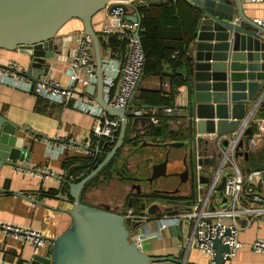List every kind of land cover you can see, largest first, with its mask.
<instances>
[{
  "label": "water",
  "instance_id": "95a60500",
  "mask_svg": "<svg viewBox=\"0 0 264 264\" xmlns=\"http://www.w3.org/2000/svg\"><path fill=\"white\" fill-rule=\"evenodd\" d=\"M109 0H0V49L14 51L31 56L26 75L34 81H40L50 70V61L62 52L58 41L62 27L72 19L82 23L83 32L90 36L95 56L96 83L86 86L85 92L102 107L110 117L120 119L115 130L117 136L114 145L102 162L77 183L68 182L69 196L72 200L71 225L56 238L49 240L45 253L33 251L29 264H154L172 261L189 264L184 258L154 257L143 252L130 240V231L125 217L116 210L83 204L80 201L85 186L96 177L115 158L126 136L129 118L131 133L129 139H136L155 124L153 119L135 116L129 109L138 107L133 104L115 108L108 106L102 96V56L92 19L103 11ZM131 1V0H117ZM159 3L160 1L177 4L184 2L190 7L194 29L191 39L183 47L182 64L179 69L184 83L177 95L183 96L188 113L187 126L181 130L183 140L166 142L167 148L162 161L151 166L150 176L146 178L148 188L143 190L136 185L140 209L153 216L158 212H167L157 204L146 205L145 194L175 195L179 185L188 182V173H195L197 165L202 167V184L208 183V167H214L220 157L215 137L235 130L239 121L252 114L255 108L264 103V26L258 25L244 13L243 0H141ZM118 10L131 22L140 18L130 14V6L115 4L108 8L109 13ZM139 30L136 35L139 37ZM44 47V49H42ZM231 47V49H230ZM231 56L229 78L226 73L227 57ZM246 57L249 64L242 65L236 60ZM245 69L249 71L244 75ZM247 77V80H245ZM229 81V84H228ZM229 87V89H228ZM262 88V90H261ZM258 98L253 100L257 93ZM252 105L248 111L246 106ZM151 109L150 105L141 106ZM160 107H156V111ZM17 126L0 114V172L4 166L13 169H25L29 162L24 140L15 135ZM252 127L245 130L248 139L252 137ZM152 143L143 141L141 148ZM156 146L160 144H155ZM227 145L222 142V149ZM173 149H185L182 160L185 170L181 173L168 172L169 154ZM249 151L243 140L237 146L235 158L244 160V172L251 170ZM135 151L127 153L123 161L133 156ZM125 177L128 171L124 165L118 168ZM134 175V172H131ZM132 175V176H133ZM131 176V175H130ZM162 177H178L177 188L154 189L152 183ZM130 178V177H129ZM135 178V177H134ZM226 175L216 191H221ZM10 180L6 178L0 186V193L20 192L9 189ZM131 200L128 207H131ZM226 199H223V206ZM169 212V211H168ZM215 264H225L222 252L228 251L227 245L215 240Z\"/></svg>",
  "mask_w": 264,
  "mask_h": 264
},
{
  "label": "crops",
  "instance_id": "0c3cea01",
  "mask_svg": "<svg viewBox=\"0 0 264 264\" xmlns=\"http://www.w3.org/2000/svg\"><path fill=\"white\" fill-rule=\"evenodd\" d=\"M142 4H154V12L156 15H160L161 6L158 4H161V1L160 3H151L136 0L134 7L137 8ZM167 5L171 7L173 17H165L161 20L165 38L168 40L172 39L170 42H176L180 36L182 39L190 36L194 29L190 16V7L181 1L177 4L171 3ZM244 13L254 21L264 19V2L246 3L244 1ZM108 19L109 16L106 12L101 11L97 13L92 19L95 31L100 33L101 29L107 24ZM82 30L81 21L72 19L60 30L58 41L64 36ZM0 58L15 61L22 67L27 68L31 56L17 50L8 51L0 49ZM115 58L118 62L122 63L124 54L116 53ZM235 62L242 65L249 64L246 57ZM65 63V58L58 62L52 74L63 86H67L69 82L68 74L65 71ZM230 63L231 56L228 54L226 67L228 78L230 74ZM162 67L164 74L171 72V69L166 63H163ZM239 73L248 75L249 71L245 69L244 72L240 71ZM245 80H247V77H245ZM139 87L140 89H158L159 87L168 89V78L166 76H147L142 79ZM262 88H264V84H262ZM181 90L182 87L178 88L177 91ZM259 94L260 91L255 95L253 100H256ZM174 105L178 107V114L171 117L168 123L170 129L174 131L176 138L183 140L185 137L180 134L179 130L185 128L188 121V113L185 108L186 102L183 96L176 95ZM251 106H246L248 111ZM0 114L17 126L15 135L24 140L27 152L29 153V162L24 163L25 169H13L10 166H4L0 172V186L8 178L10 180L9 189L24 195L0 193V221L40 230L44 237V244L39 248L38 253H45L50 243L49 240L56 238L71 225L72 220L68 211L72 209V200L67 193L59 192L52 197L42 195V191L59 189L64 179L60 180L56 177L43 179L36 170L38 171L42 166H47L59 174L65 172L62 168L65 160L85 157L83 143L91 136L94 118L92 115L78 111L72 106L50 104L35 95L27 94L1 84ZM253 117L264 118V103L259 104L255 108ZM71 141H75V143L68 145ZM59 143L65 145L62 152L50 148V146L53 147ZM185 152L186 150L184 149H173L170 151V154L173 156L172 161L177 166L181 165L182 168L183 163L181 164L177 161L182 162ZM141 154L146 155L152 162H158L162 158L161 148L147 147L128 159L127 166L130 172L134 171L135 168L131 167L137 161L135 159ZM176 165L174 166L175 168ZM31 171H34V174H31ZM174 180L178 183L177 178L174 177ZM155 181L152 183L154 189L168 187L167 185L163 186L161 184H156L157 186H155ZM123 183H125V190L122 193L117 192L121 195V202L117 205L111 204L113 206L112 210L123 212L127 204L128 195L134 191V188L130 187V185L131 183H137L121 180L117 176H114L108 181H103L97 187L89 188L83 194V198H81L82 202L91 206H99L104 200L110 199L106 197V193L115 192L114 189ZM107 189L108 192H106ZM28 194H36V200L29 199L27 197ZM175 195H178V193ZM178 196L185 197L188 195L183 194ZM160 208H164L169 212H158L153 216L148 215L145 211L139 214L142 217L137 223L135 232L136 234L146 236V239L141 243L143 252L154 257H173L177 260L184 258L189 264H208L207 256L197 248L188 244L191 234L190 225L187 222H182L175 210L170 211L171 207L169 205H163ZM241 223L246 224V220H242ZM262 234L260 222L252 221L248 224L247 228L242 230L239 236L243 247L234 258L225 261V264H264L263 255L253 252L250 248L253 240L262 236ZM32 254V248L28 243L10 236L0 237V264L2 262L4 264H29ZM154 264L178 263L163 261Z\"/></svg>",
  "mask_w": 264,
  "mask_h": 264
},
{
  "label": "built area",
  "instance_id": "2783aa9c",
  "mask_svg": "<svg viewBox=\"0 0 264 264\" xmlns=\"http://www.w3.org/2000/svg\"><path fill=\"white\" fill-rule=\"evenodd\" d=\"M246 3H260L264 0H244ZM136 0L117 1L109 0L103 12L109 16L107 24L101 29L100 35L120 34L126 40V51L122 63L110 55V50L103 51L102 78L104 102L111 107L120 108L131 104V99L137 88L141 76L144 55L140 43V36L135 33L140 28L139 22H131L118 12H108V8L115 4L130 6V14L139 18L137 8L134 7ZM258 25L264 26V19H257ZM61 54L50 61V70L40 81H34L26 73L27 69L15 61L0 58V84L35 95L50 104L60 106H72L74 109L93 116L91 136L83 143V153L87 157L96 158L100 154V142L105 140L112 143L116 140L115 130L120 126V119L110 117L100 105L85 92L86 86L96 83V65L93 43L90 36L83 30L71 33L61 38ZM44 49V47H42ZM107 54V55H105ZM104 55V56H103ZM66 60L65 71L69 82L63 86L54 78L56 64ZM128 112L135 116H142L141 108L129 109ZM164 115L174 117L178 114V107H167L163 110ZM157 123V120L153 118ZM252 127V137L245 136V130ZM254 134L264 136V118H254L253 113L239 121L234 131L215 137V143L219 149L220 157L214 167H208V183L202 184V167L197 165L195 171V197L189 205H171L182 222L190 225L191 234L188 244L203 252L208 258V264H215V240H220L222 245L228 246V251L222 252L224 261L236 256L243 247L239 236L252 221L260 222L262 236L257 237L250 244L255 253L264 257V168L252 169L244 172V167L237 164L235 152L240 141L243 140L245 149H251ZM227 145L222 149V142ZM69 142L68 145L74 144ZM51 149L62 152L64 144L59 143ZM36 172L43 178L52 177L63 180L66 172L57 173L53 169L42 166ZM34 174V171H31ZM226 175L223 188L216 191L221 183L222 176ZM72 179V177H70ZM31 200H36V194H28ZM226 202L223 206V199ZM123 216L126 223L135 225L141 220V215L128 209ZM246 220V224H242ZM130 240L137 246L146 239L145 235L136 234L129 230ZM10 236L24 241L30 245L32 251L38 250L44 244V237L40 230L32 227L0 221V237ZM1 264H4L2 262Z\"/></svg>",
  "mask_w": 264,
  "mask_h": 264
},
{
  "label": "trees",
  "instance_id": "16d2710c",
  "mask_svg": "<svg viewBox=\"0 0 264 264\" xmlns=\"http://www.w3.org/2000/svg\"><path fill=\"white\" fill-rule=\"evenodd\" d=\"M160 3V2H159ZM167 4H171V2L161 1V13L160 15H156L154 12L153 6L150 5H139L137 7V12L140 18V43L144 55V62L142 66V72L140 79L137 84V88L134 92V95L131 99V104L134 106L141 108L143 105L152 106L151 109H142L143 115L145 117L156 119L157 123H155L144 136L129 139V136H132L131 133V121L132 118H129L128 128L126 132L125 139L121 148L117 151L115 158L96 176L94 177L83 189L81 194V198H83V194L91 187H97V185L101 184L103 181H108L114 176H117L121 180H127L132 182H140L145 183L146 178L150 176L151 166L154 163L150 161L151 159L147 158L143 164H140V167L136 165L134 169V175L128 174V177H125L120 171L117 170L121 163L123 162V157L131 151L137 152L142 151L143 149L149 147L141 148L143 141H147L152 143V147L161 148L162 156L164 158L165 152L167 148L163 147L162 144L166 142H174L180 141L176 138V135L173 130L170 129V125L168 123L171 120V117L164 115L163 110L167 107L174 106V98L177 95V90L180 88L184 80L179 73L180 66L182 64L183 57V47L188 41L191 39V34L187 38L178 37L176 42H170L172 39L168 40L163 35V25L162 18L165 17H173L171 7ZM191 16V14H190ZM161 17V18H160ZM192 20V19H191ZM193 23V20H192ZM194 26V23H193ZM98 39L100 43V48L105 51L107 49L110 50V55L115 57L116 53L125 54L126 51V40L121 38L120 34H110V35H100L98 33ZM166 63L168 67L171 69L169 74L163 73L162 64ZM147 76H166L168 78V89H164L163 87H159L158 89H140V83L144 77ZM156 107H160L156 111ZM260 117L261 114H259ZM181 134V130H179ZM182 135V134H181ZM116 141V140H115ZM114 142L109 143L105 140L100 142V154L96 158L92 157H81V158H72L70 160H65L62 168L65 170L66 175L64 177V182L59 189H49L47 191H42V195L44 196H55L59 192L67 193L69 195V187L68 182L77 183L81 179H83L86 175H88L91 171H93L106 157L107 153L111 150ZM155 144H160L156 146ZM248 148H246L247 150ZM249 163L252 162V151H249ZM133 154V155H134ZM255 155V154H254ZM255 157V156H254ZM264 157V156H263ZM163 158L159 159L158 162L162 161ZM151 163V164H149ZM147 164L149 167L147 169ZM251 168V165H250ZM264 168V165L261 167ZM252 170V169H251ZM124 176V178L121 177ZM131 175V176H130ZM133 175V176H132ZM72 177V179L70 178ZM130 177V178H129ZM135 177V178H134ZM190 187L191 193L188 196H178V195H163V194H145L144 200H148L149 202H155L157 200H165V203L169 205H189L195 197V174L192 173L190 176ZM103 179V180H101ZM69 180V181H68ZM70 197V196H69ZM80 201L82 202V199ZM132 198L131 207H128V201ZM139 195L135 193H130L127 198V204L125 206V210L120 212L124 214L128 209H133L134 213L140 214L143 210L140 209V202L138 200ZM83 203V202H82ZM84 204V203H83ZM127 227L129 230L134 232L135 225H130L127 223Z\"/></svg>",
  "mask_w": 264,
  "mask_h": 264
},
{
  "label": "rangeland",
  "instance_id": "374dc122",
  "mask_svg": "<svg viewBox=\"0 0 264 264\" xmlns=\"http://www.w3.org/2000/svg\"><path fill=\"white\" fill-rule=\"evenodd\" d=\"M104 56V55H103ZM252 146H251V149L250 151H252V162L250 163L251 165V169H258V168H261L263 165H264V136H259L257 137L256 134H254L253 138H252ZM126 153H128V150H126ZM255 154V155H254ZM255 156V157H254ZM163 158V156H162ZM147 156L144 155V154H141L137 157V160L134 165L131 167V168H136V165H138V167H140V164H143V162L147 161ZM173 160V156L171 154H169V163H168V172H177V171H181L182 170V166L181 165H176ZM129 162V160H128ZM128 162L127 161H123L122 164L124 165V168L125 170H127L128 174H132L129 170V167L127 166L128 165ZM177 162H180L182 164L181 161H177ZM176 162V163H177ZM237 164L239 166H243L244 167V160L240 159V160H237L236 161ZM151 164V163H149ZM149 164H147V169L149 167ZM179 164V163H178ZM176 165V168L174 167ZM181 168V169H180ZM117 170L118 167H117ZM122 178H124V176L121 175ZM176 178V177H175ZM119 180V179H118ZM178 180V179H177ZM121 182H124V181H121ZM126 183V182H125ZM125 183L121 184V186H118L117 188L114 189L115 192H108V189L106 192L105 195L107 198H110L109 200H104L102 202V206L105 207V208H108V209H113V206L112 205H117L118 203L121 202V198H120V194L118 193H122L124 190H125ZM178 183H179V180H178ZM178 183H176V181L174 180V177H162V178H159L155 181V186L161 184V185H167L169 189H172V188H176V186L178 185ZM143 186V190L145 189V183H141ZM157 184V185H156ZM130 187L132 188H136V184H131ZM180 188V191L178 193V195H183V194H190L191 193V187H190V184L189 185H183V186H178ZM111 190V189H109ZM118 192V193H117ZM116 194V195H115ZM110 201V203H109ZM112 204V205H111Z\"/></svg>",
  "mask_w": 264,
  "mask_h": 264
},
{
  "label": "flooded vegetation",
  "instance_id": "af4514ba",
  "mask_svg": "<svg viewBox=\"0 0 264 264\" xmlns=\"http://www.w3.org/2000/svg\"><path fill=\"white\" fill-rule=\"evenodd\" d=\"M185 150V149H184ZM186 153V152H185ZM185 153H184V155H185ZM183 158H184V156H183ZM183 165V164H182ZM185 170V167H184V165H183V168H182V170L181 171H177V173H181V172H183ZM191 176V173H190V170H189V173H188V177H189V179H188V182L186 183V184H183V185H189V181H190V177ZM178 180H179V178L178 177H176ZM134 183V182H133ZM135 183H137L136 185H140L141 183L139 182H135ZM132 184V183H131ZM183 185H180V186H183ZM178 186V185H177ZM177 186H176V188H177ZM148 188V183L146 184V186H145V188ZM179 188V187H178ZM161 189H169L168 187L167 188H161ZM175 188H172L171 190H174ZM134 191L133 192H131V193H135L136 194V190H135V188L133 189ZM179 190H180V188H179ZM130 202V200L128 201V203ZM151 204H157L158 206H163V205H169V204H167V203H165V200H157V201H155V202H149L148 200H146V205L147 206H150ZM171 205H169V207H170Z\"/></svg>",
  "mask_w": 264,
  "mask_h": 264
}]
</instances>
